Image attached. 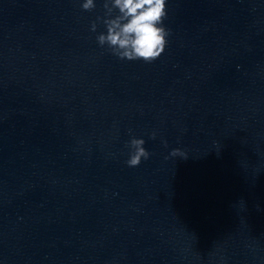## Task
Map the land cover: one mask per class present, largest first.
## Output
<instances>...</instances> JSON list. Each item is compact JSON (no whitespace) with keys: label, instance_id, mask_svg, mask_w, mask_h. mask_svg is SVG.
I'll use <instances>...</instances> for the list:
<instances>
[{"label":"water","instance_id":"1","mask_svg":"<svg viewBox=\"0 0 264 264\" xmlns=\"http://www.w3.org/2000/svg\"><path fill=\"white\" fill-rule=\"evenodd\" d=\"M82 2L0 0V264H264V0H167L151 64Z\"/></svg>","mask_w":264,"mask_h":264},{"label":"clouds","instance_id":"2","mask_svg":"<svg viewBox=\"0 0 264 264\" xmlns=\"http://www.w3.org/2000/svg\"><path fill=\"white\" fill-rule=\"evenodd\" d=\"M84 11H92L94 0H83ZM104 17H97L90 30L96 32L97 22H102L106 31L96 36L99 46H107L110 52L121 60H143L153 63L165 51L169 30L164 21L167 18V0H103ZM114 10L117 14L113 16ZM155 139V133H152ZM145 140L132 137L127 143L130 149L126 161L128 167H137L142 159L147 160L150 153L144 147ZM173 157L187 158L181 149H173Z\"/></svg>","mask_w":264,"mask_h":264}]
</instances>
